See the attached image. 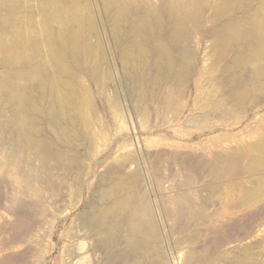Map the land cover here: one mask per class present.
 Wrapping results in <instances>:
<instances>
[{
  "label": "rangeland",
  "instance_id": "obj_1",
  "mask_svg": "<svg viewBox=\"0 0 264 264\" xmlns=\"http://www.w3.org/2000/svg\"><path fill=\"white\" fill-rule=\"evenodd\" d=\"M187 1L209 27L218 0ZM90 3L99 70L97 80L93 61L80 71L79 118L50 125L49 98L35 87L41 109L19 129L0 93V264H264V154L253 148L264 144V88L255 106L225 98L191 22L183 47L206 58L204 91L132 88L122 76L128 24L116 45L103 0ZM0 14V24L15 17ZM24 136L41 148L29 151Z\"/></svg>",
  "mask_w": 264,
  "mask_h": 264
},
{
  "label": "bare ground",
  "instance_id": "obj_2",
  "mask_svg": "<svg viewBox=\"0 0 264 264\" xmlns=\"http://www.w3.org/2000/svg\"><path fill=\"white\" fill-rule=\"evenodd\" d=\"M103 2L116 45L124 43L120 22L128 24L126 35L132 40L123 45L121 58L122 76L130 87L143 93L149 90L151 95L156 89L169 90L172 85H176L180 95L191 89L196 93L204 91L200 76L204 75L206 58L200 62L191 48L183 47L191 22L199 32L197 50L213 56L212 68L219 71L217 82L227 89L225 98L238 105L259 104L258 94L264 88L260 79L264 76V1L255 4L253 0H218L212 14L205 18L209 27L201 24L199 6L188 11L187 0H162L159 5L151 0ZM0 9L15 15L0 24V51L8 54L2 65L11 71L10 77L4 75L5 80L0 79V93L6 97L4 102L10 106L17 128L27 113L41 109L40 101L32 95L35 87L49 98L44 110L50 125L58 124L59 118L69 112L79 113L80 71L88 69L98 52L91 40L98 41L99 30L90 0H0ZM93 62L91 76L97 80L99 65ZM139 94L144 95L141 91ZM169 96L168 92L166 98ZM22 139L29 151L35 153L41 148L36 138ZM253 148L264 154V144ZM256 165L263 166L264 161L257 160ZM102 215L101 221L105 212ZM237 260L235 264L244 263Z\"/></svg>",
  "mask_w": 264,
  "mask_h": 264
}]
</instances>
